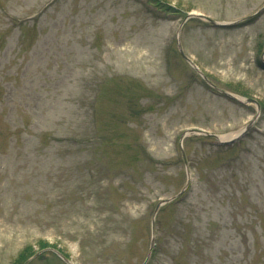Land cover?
Wrapping results in <instances>:
<instances>
[{"label": "rangeland", "instance_id": "1", "mask_svg": "<svg viewBox=\"0 0 264 264\" xmlns=\"http://www.w3.org/2000/svg\"><path fill=\"white\" fill-rule=\"evenodd\" d=\"M154 1L0 0V264H264V0Z\"/></svg>", "mask_w": 264, "mask_h": 264}, {"label": "water", "instance_id": "2", "mask_svg": "<svg viewBox=\"0 0 264 264\" xmlns=\"http://www.w3.org/2000/svg\"><path fill=\"white\" fill-rule=\"evenodd\" d=\"M261 10V9H260ZM190 16H198V17H202V18H204V19H206L207 21H209L210 23H212V24H220L219 22H217V21H215V20H213V19H211V18H208V17H206V16H204L203 14H200V13H190L187 17H190ZM179 32V31H178ZM178 38H179V36H178ZM178 45H179V51H180V53L185 57V55L183 54V52H182V50H181V47H180V44L178 43ZM205 78V77H204ZM206 79V78H205ZM207 80V79H206ZM208 81V80H207ZM224 93H226V92H224ZM226 94H228V93H226ZM228 95H230V94H228ZM246 101H253V99H251V98H247V99H245ZM249 127V125H247L246 126V128H248ZM169 200V199H168ZM161 204V202H159L157 205H160ZM153 221H154V215H153V217H152V223H153Z\"/></svg>", "mask_w": 264, "mask_h": 264}, {"label": "trees", "instance_id": "3", "mask_svg": "<svg viewBox=\"0 0 264 264\" xmlns=\"http://www.w3.org/2000/svg\"><path fill=\"white\" fill-rule=\"evenodd\" d=\"M160 2H158L157 4H159ZM44 245H40V247H43ZM32 246H26L24 247L21 252L19 253L18 255V258H17V262L19 261H25L30 255L29 254H32L33 252L32 251Z\"/></svg>", "mask_w": 264, "mask_h": 264}, {"label": "bare ground", "instance_id": "4", "mask_svg": "<svg viewBox=\"0 0 264 264\" xmlns=\"http://www.w3.org/2000/svg\"><path fill=\"white\" fill-rule=\"evenodd\" d=\"M231 135H227L226 137H230ZM226 137H224V138H226Z\"/></svg>", "mask_w": 264, "mask_h": 264}]
</instances>
